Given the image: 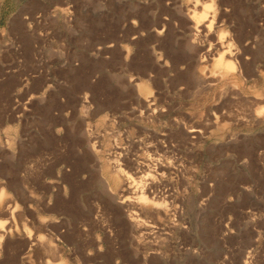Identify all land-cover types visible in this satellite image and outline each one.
<instances>
[{
    "label": "rangeland",
    "instance_id": "374dc122",
    "mask_svg": "<svg viewBox=\"0 0 264 264\" xmlns=\"http://www.w3.org/2000/svg\"><path fill=\"white\" fill-rule=\"evenodd\" d=\"M197 1L207 35L196 0H0V264H264V3ZM219 37L233 68L199 86ZM144 140L174 204L152 232L107 164Z\"/></svg>",
    "mask_w": 264,
    "mask_h": 264
},
{
    "label": "bare ground",
    "instance_id": "6f19581e",
    "mask_svg": "<svg viewBox=\"0 0 264 264\" xmlns=\"http://www.w3.org/2000/svg\"><path fill=\"white\" fill-rule=\"evenodd\" d=\"M264 1V0H263ZM262 1V3H264ZM251 4V3H250ZM210 7V6H209ZM208 7V8H209ZM197 8H198V1L196 0V2L194 3V6H193V9H194V12H193V15H194V18L196 20V22L194 23V26L195 28H200V29H203V33H205V35L209 34L212 30V27L214 25V16H210L208 14L207 11L205 12H201L200 15H197L198 13H196L197 11ZM260 11L263 12V15H264V8H261L260 7ZM258 12V11H257ZM212 13V12H210ZM215 13V12H214ZM246 13V12H245ZM262 14V13H261ZM259 14V16L261 15ZM258 15V14H257ZM197 16V17H195ZM191 18V17H190ZM127 19V18H126ZM259 19V18H258ZM194 29V28H193ZM192 29V30H193ZM214 29V28H213ZM215 30V29H214ZM196 31V30H195ZM198 31V30H197ZM221 31V30H219ZM130 32V31H129ZM207 33V34H206ZM219 34V33H218ZM158 35V34H157ZM194 35V34H193ZM202 37V36H201ZM218 37V35H217ZM208 39V38H207ZM131 40V39H130ZM195 40V39H194ZM206 40V39H204ZM203 41V40H202ZM207 43V42H206ZM229 43V42H228ZM227 41L225 40V37H219L215 43H214V50H213V47L211 49H208V50H205L203 56H202V59H199L197 61V64L199 66V68H201L202 65H205L206 63H209L211 61H213L214 63L218 64L222 70L220 71H216L214 73H211L209 72L208 73H205L204 74V71H200V69H198V74L196 76V79H195V84L199 85V86H204V87H207L209 86V82H212L213 80L214 81H222L224 79V76L226 75L225 74V71H228L230 69L233 68V65H232V62L231 59L234 54H232V50H231V45L228 44ZM197 45V44H196ZM208 45V44H207ZM211 45V44H210ZM183 48V47H182ZM203 49V48H202ZM217 49V50H215ZM261 52V51H260ZM194 53V52H193ZM197 56V55H196ZM199 57V56H198ZM126 61V60H125ZM263 61L260 59V62ZM191 63V62H190ZM258 63V62H257ZM207 68V67H206ZM213 70V68H210ZM195 70V69H194ZM237 70V69H236ZM240 70V69H239ZM258 70H256L257 72ZM261 72H263L261 70ZM260 71L257 72V75L261 76L262 73ZM232 73V72H231ZM145 74V73H144ZM264 74V73H263ZM185 76V75H184ZM247 76V74H246ZM258 76V77H259ZM264 76H262V79H263ZM216 82V83H217ZM210 87V86H209ZM138 88L141 90V91H145L147 90L146 87L144 85H139ZM223 88V87H222ZM221 88V89H222ZM138 89V90H139ZM139 90V91H140ZM227 92V91H226ZM138 93V92H137ZM223 93H225L223 91ZM144 94V93H143ZM125 95V94H124ZM225 95V94H223ZM232 96V95H231ZM138 97V96H137ZM140 102V101H139ZM258 102V101H257ZM142 103V102H141ZM218 104V103H217ZM143 107H144V112H150V113H153L154 114V111H155V101L153 99H151V97H145L144 100H143ZM117 106V105H116ZM137 108V107H136ZM158 110V109H157ZM136 111V110H135ZM141 114V113H140ZM145 114V113H143ZM133 115V114H132ZM214 119V118H213ZM142 120V119H141ZM146 120V119H145ZM86 126V125H85ZM185 126V125H184ZM87 130V129H86ZM85 130V131H86ZM106 130V129H105ZM181 131V130H180ZM88 132V131H87ZM86 132V133H87ZM113 133V132H112ZM199 133L198 130H194V129H185V136L186 137H189L190 135H197ZM81 135V134H80ZM92 135V134H91ZM154 135V134H153ZM156 135V134H155ZM99 136V135H98ZM113 136V135H112ZM81 137V136H80ZM154 137V136H153ZM90 138V137H89ZM88 138V139H89ZM119 138V137H118ZM92 139V138H91ZM139 139V138H138ZM137 139V140H138ZM145 139V138H144ZM191 139V138H190ZM82 140V139H81ZM131 140V139H130ZM116 141V140H115ZM114 141V142H115ZM89 142V141H88ZM145 142V140H144ZM154 142V141H153ZM164 142V141H163ZM143 143V142H142ZM141 145V144H140ZM90 146V144H89ZM94 146V145H93ZM142 146V145H141ZM140 146V147H141ZM160 146V145H159ZM88 147V146H87ZM97 147V146H96ZM126 147V146H124ZM134 147V146H133ZM143 147H144V151H146V154H144L143 158H142V161H133V162H130L126 156H125V148H123L122 146H116L115 145V152L114 153V157H113V162L112 163H107L108 165H112L113 164V171L114 173H116L115 175H111L112 172H109L110 173V177L115 185L116 186H120V191L124 194L125 192H131L132 194V197L131 198H123V199H119V201L117 202L120 206H127V205H137L139 206L138 207V212L135 211L136 213H132L134 215L137 216L138 219H136V216L132 217V214H131V217L129 218L130 222L132 223H135L136 226L138 225L139 227L142 228V230H146V231H149V232H152V230H154L153 228H156L155 224H143V222H141L139 219V216L138 215H144L145 213H147L148 211H152L151 209H153L155 212V215L159 217H164L165 218L168 216V213L170 212L171 209H168V208H174V204L171 205L170 203V206H166L168 208H165L163 207V201L157 203V189L158 188V185H160L161 181L164 179V176H165V173L167 171V166L163 164V162L161 161L162 159L159 157H156L155 155H153L152 153L149 154L150 151H152V147L153 144L151 143H143ZM86 148V147H85ZM100 148V147H99ZM114 148V147H113ZM136 148V147H135ZM143 149V148H142ZM155 149V147L153 148ZM91 150V149H90ZM112 150V149H111ZM87 151V150H86ZM153 152V151H152ZM94 153V152H93ZM138 155V154H137ZM112 156V155H111ZM104 158V157H103ZM135 159V158H134ZM133 159V160H134ZM141 159V158H140ZM166 159V158H165ZM96 161V160H95ZM123 164H126V165H130L132 170H134V175H136V179L130 177L129 175H127L125 172H123V170L120 168V166ZM129 166V167H130ZM171 166V165H169ZM174 167V166H173ZM101 168V167H100ZM169 170V169H168ZM174 170V169H173ZM106 171V170H105ZM112 171V170H111ZM107 172V171H106ZM171 174V173H170ZM165 181V180H164ZM114 187V188H115ZM118 188V187H117ZM116 188V189H117ZM119 190V189H117ZM105 191V190H104ZM117 193V192H116ZM106 194H109V193H106ZM105 194V195H106ZM122 194V195H123ZM158 194V193H157ZM4 196L3 193L0 194V200L2 199V197ZM108 198H109V195H108ZM115 200V199H114ZM113 201V200H112ZM2 202V201H1ZM114 202V201H113ZM116 202V201H115ZM111 203V202H110ZM162 203V204H161ZM169 205V204H168ZM176 208V206H175ZM150 209V210H149ZM174 210V209H173ZM134 211V210H133ZM169 211V212H168ZM171 213V212H170ZM130 214V213H129ZM138 214V215H137ZM155 216V217H156ZM169 218V217H168ZM163 219V218H161ZM140 221V222H139ZM146 223V222H145ZM131 226V225H130ZM135 226V225H134ZM2 224H0V228H2ZM139 227H136V228H139ZM136 228H134L136 230ZM141 228H139L138 230L139 231H142L140 230ZM153 233H155L153 231ZM6 234V233H5ZM4 234V235H5ZM4 235L0 234V243L1 241L3 240V237H5ZM10 235V234H9ZM148 235H151V234H148ZM153 236V235H152ZM37 241V240H36ZM57 249V248H56ZM243 264H248V262H244Z\"/></svg>",
    "mask_w": 264,
    "mask_h": 264
}]
</instances>
